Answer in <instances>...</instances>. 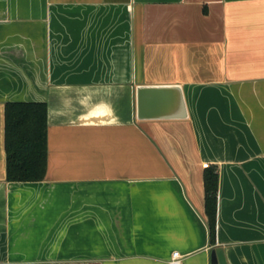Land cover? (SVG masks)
I'll list each match as a JSON object with an SVG mask.
<instances>
[{
  "label": "crops",
  "instance_id": "crops-1",
  "mask_svg": "<svg viewBox=\"0 0 264 264\" xmlns=\"http://www.w3.org/2000/svg\"><path fill=\"white\" fill-rule=\"evenodd\" d=\"M164 85L188 118L139 120L137 88ZM19 102L47 105L42 181L7 179ZM174 253L264 264V0H0V264Z\"/></svg>",
  "mask_w": 264,
  "mask_h": 264
},
{
  "label": "trees",
  "instance_id": "trees-1",
  "mask_svg": "<svg viewBox=\"0 0 264 264\" xmlns=\"http://www.w3.org/2000/svg\"><path fill=\"white\" fill-rule=\"evenodd\" d=\"M45 103H8L6 105L5 147L9 182L42 181L48 163V123ZM206 215L211 240L216 233L218 174L205 177Z\"/></svg>",
  "mask_w": 264,
  "mask_h": 264
},
{
  "label": "water",
  "instance_id": "water-1",
  "mask_svg": "<svg viewBox=\"0 0 264 264\" xmlns=\"http://www.w3.org/2000/svg\"><path fill=\"white\" fill-rule=\"evenodd\" d=\"M139 120H182L188 118L183 89L179 85L140 86L136 90ZM215 260V253L212 254Z\"/></svg>",
  "mask_w": 264,
  "mask_h": 264
},
{
  "label": "built area",
  "instance_id": "built-area-1",
  "mask_svg": "<svg viewBox=\"0 0 264 264\" xmlns=\"http://www.w3.org/2000/svg\"><path fill=\"white\" fill-rule=\"evenodd\" d=\"M209 166L210 165L208 163L203 165L204 168H209ZM181 262H182V257L179 255V253H174L172 260L170 261L169 264H181Z\"/></svg>",
  "mask_w": 264,
  "mask_h": 264
}]
</instances>
